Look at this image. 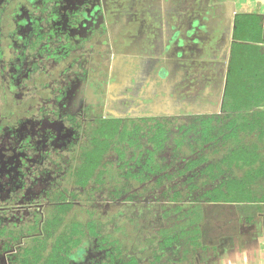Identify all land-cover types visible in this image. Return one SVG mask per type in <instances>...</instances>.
Returning <instances> with one entry per match:
<instances>
[{
  "label": "trees",
  "instance_id": "1",
  "mask_svg": "<svg viewBox=\"0 0 264 264\" xmlns=\"http://www.w3.org/2000/svg\"><path fill=\"white\" fill-rule=\"evenodd\" d=\"M243 14L238 11L235 17L234 37L241 43L232 46L222 113L127 122L101 119L95 104L81 103L76 114L62 117L65 129L73 132L64 147L68 164L65 170L58 165V172L64 170L57 178L58 192L61 201L69 195L80 203L47 207H74L81 213L61 230L55 228V213L53 220L46 219L40 226L43 235L36 238L40 243L33 239L31 248L22 247L18 263L28 264L20 259L33 256L34 264H73L68 259L95 254L102 259L95 264H193L217 247L204 214L206 203L264 205L262 34ZM2 20L0 16V24ZM33 99L1 95L0 117L6 128L40 132L42 119L55 118L54 104L36 112L29 106ZM24 130L23 141L30 137ZM51 132L48 138L55 134ZM38 151L49 159L47 150ZM146 194L156 198L138 199ZM228 219L214 228L217 239Z\"/></svg>",
  "mask_w": 264,
  "mask_h": 264
},
{
  "label": "flooded vegetation",
  "instance_id": "2",
  "mask_svg": "<svg viewBox=\"0 0 264 264\" xmlns=\"http://www.w3.org/2000/svg\"><path fill=\"white\" fill-rule=\"evenodd\" d=\"M143 1L134 0L131 6L127 3L126 7H122L119 0H0V9L5 7L0 11L3 19L0 24V49L3 53L0 56V100L5 93L24 101L34 98L29 106H34L36 112L44 110L47 103H52L55 109L52 113L56 115L52 120L42 119L40 132L18 128L10 130L0 117V264H21L18 259L22 247L31 248L33 239L40 243L36 240L43 235L40 226L46 219L53 220L54 213L58 220L55 228L60 230L70 225L76 213H81L74 207L58 211L47 207L51 204L80 203L79 200H70L69 195L61 201L57 178L63 177L64 167L68 164L67 148L64 147L73 132L70 128L65 129L68 127L62 117L76 114L77 110H81V103L84 106L95 104V111L101 119L127 122L223 112L232 46L241 43L234 37L235 17L239 10L233 14L232 11H223L215 16L233 18L227 68L225 71L222 69L225 76L211 72L208 65L206 70L200 69L190 87L182 89L176 80L180 78L181 83L183 72L171 71L174 65L169 62L180 58L170 54L171 48L145 51V41L133 34L139 28L145 31L143 17L139 15L137 18L138 13L145 10L141 9ZM172 1L159 0L158 8L172 5ZM199 1L204 10L212 5L208 10L211 16L213 6L222 4L227 7L230 0ZM42 4V8L38 7ZM122 12L127 19L120 15ZM192 14L198 15V12L190 10L187 13ZM119 18H125L127 22L122 24ZM132 52L137 56L134 59L139 58L145 64L127 62L128 81L124 82L120 80L118 67L122 64V57L126 54L129 57ZM215 78L218 81L213 83ZM121 81L126 84L127 92L123 100L119 96ZM187 89L190 91L187 92ZM34 90L37 96L30 97ZM168 100H183L188 109L182 106L176 109L171 104L167 113L165 103ZM36 125L32 124L31 128ZM44 127L48 129L43 131ZM23 130L30 136L24 141ZM51 131L55 134L48 138ZM40 149L47 150L49 159L43 157L38 151ZM62 152L65 155L60 157ZM77 158L75 154L76 161ZM77 162H80L79 159ZM58 165L64 170L58 172ZM152 196L146 194L142 198L150 200ZM98 200L100 203L102 198ZM34 228L37 230L33 231ZM94 256L84 254L85 259L68 260L73 264L102 261ZM21 260L28 261V264L36 261L33 256Z\"/></svg>",
  "mask_w": 264,
  "mask_h": 264
},
{
  "label": "crops",
  "instance_id": "3",
  "mask_svg": "<svg viewBox=\"0 0 264 264\" xmlns=\"http://www.w3.org/2000/svg\"><path fill=\"white\" fill-rule=\"evenodd\" d=\"M200 3L197 0L191 9L189 6L180 5H166L159 8L161 9L159 28L164 27L159 31L156 48H171L170 54L180 58L176 61L169 60V62L174 65L170 68L171 71L183 72L181 83L183 80L185 83L181 84L178 77L176 80L177 85L181 84L182 89L190 87L200 69L206 70L205 67L208 65L212 68L211 72L219 73L218 76L222 77L225 76V72L222 73L221 66L218 65L219 61H223L224 71L227 68L229 44L234 30L233 18L215 17L224 11L225 6L222 4L213 6V15L209 16L208 10L212 5L204 10L201 9ZM233 3L236 11L244 13L242 16L246 22H255L259 26L260 29H256V32L263 29L264 36V0H248L246 4L244 0H235ZM190 10L198 12V15H187ZM226 11H232L231 5ZM252 15H254L253 20L250 18ZM262 35L258 45L260 53L264 54ZM217 81L216 78L213 79V83ZM196 83L197 81L194 84ZM233 214L229 216V219L227 218L228 232L221 237L218 236L219 240L214 229L210 230L216 240L212 242L217 244L215 252H210L205 259L193 261V264H264V213L259 216L261 223L258 226L252 224L247 230L244 227L241 228L242 231L239 223L233 220ZM241 225L244 226L242 222ZM199 258L202 257L199 256Z\"/></svg>",
  "mask_w": 264,
  "mask_h": 264
},
{
  "label": "rangeland",
  "instance_id": "4",
  "mask_svg": "<svg viewBox=\"0 0 264 264\" xmlns=\"http://www.w3.org/2000/svg\"><path fill=\"white\" fill-rule=\"evenodd\" d=\"M132 1H134V0H119L120 4L123 5L122 7H126L127 3H129V6H131ZM138 1H140V0H138ZM196 1L197 0H189V2H188V0H176V1L173 0L170 4H172L174 6L180 5L182 7L189 6V8L191 9V7H193V5L195 4ZM244 1H245V4L248 2V0H244ZM143 2H145L143 5V8H141L142 6H139V8L145 9L146 11L144 10L143 12L138 13L137 18H139V15H141V17H143V19L141 18V20H144L143 22L145 23L144 24L145 25V31H143V29L139 28L138 30L135 29L137 31L136 32L134 31L133 34H136L135 38L139 37L140 39H143L145 41L146 45L144 47L145 48L144 50L145 51L147 50L148 52H150V51H155L156 44L158 41L159 31L164 26L161 29L159 28L160 27L159 13L161 11V9L158 8L159 0H144ZM227 3L228 4H227V7L225 6L224 13L227 12L226 11L227 8L230 7V5H231L232 14H233L234 11H236L233 8V5H234L233 0H230ZM238 3H239V1H238ZM135 6H138V5L136 4ZM120 15L126 16L125 12H122ZM162 16H164V14H162ZM125 18L127 19V16ZM125 18L122 20L119 18L120 19L119 21L123 22L122 24H124V22H127V20H125ZM142 26H143V24H142ZM260 33L262 34V31H260ZM130 34H132V33H130ZM132 54H134V55H132ZM132 56H133V58H132ZM135 57H137V56L133 52L131 53V56H129V57H127V54L122 57L123 58L121 60L122 64L119 65V67H118L119 77L121 76L120 80H123L124 82L128 81V80H126L127 69H128L127 64H126L127 62H131L132 64H134V62H136L137 64H145L144 61H139L138 60L139 58L134 59ZM133 59H134V61H133ZM125 64H126V66H125ZM218 65L221 66V70H222L223 69L222 68L223 67V61L222 60L219 61ZM132 67L133 66H131L129 68H132ZM209 68H210V66H209ZM210 69H212V68H210ZM121 83H123V82L121 81ZM129 83H133V81L129 82ZM129 83H127V84H129ZM182 83H185L184 80L182 81ZM125 85L126 84L123 83L122 86L119 88V96H120V98H122V100H123L124 96H126V93H127ZM189 91H190V89H187V92H189ZM154 103H156V102L154 101ZM165 104L167 105L166 106L167 107V113H169V109H170L169 107H171V104L173 107L176 106V109L179 108L180 106H182L183 109H188L187 108L188 105L186 106V103H184L183 100H177V101L171 100V102H170V100H168L167 103H165ZM186 111H189V110H186ZM160 113H162V112H156V114H160ZM152 197H153L152 199L156 198L155 195H153ZM138 199L141 201L144 200L147 202V199H144V198H138ZM135 200H137V198H135ZM206 206L207 207H205L204 214L206 215V218H207L212 229H214L216 226H218L219 223H223L224 220L229 218V216L234 213L233 214V220L235 222L239 221L240 230L243 227L245 230H247L249 228V226H252V224L258 226V224L261 223L259 216L264 213V205L262 203H259V202H254V203L209 202V203H206ZM214 211H217L216 215H214ZM242 219H243V221H249L248 223L251 222L250 224L245 222L246 224H248L247 228L240 224L242 222ZM227 228H228L227 226L225 228H223V231L220 232V234H226L229 230V228L228 229ZM193 261L196 262V261H198V259H193Z\"/></svg>",
  "mask_w": 264,
  "mask_h": 264
}]
</instances>
